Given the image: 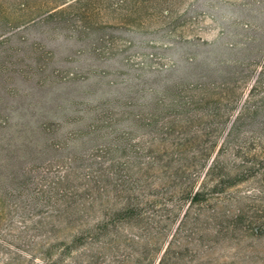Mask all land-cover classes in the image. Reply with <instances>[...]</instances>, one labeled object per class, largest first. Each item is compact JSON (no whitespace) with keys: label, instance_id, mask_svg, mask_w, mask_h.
Returning a JSON list of instances; mask_svg holds the SVG:
<instances>
[{"label":"rangeland","instance_id":"rangeland-1","mask_svg":"<svg viewBox=\"0 0 264 264\" xmlns=\"http://www.w3.org/2000/svg\"><path fill=\"white\" fill-rule=\"evenodd\" d=\"M3 134L54 142L34 163L75 189L41 228L9 206L15 246L264 264V0H0ZM96 162L112 177L84 188Z\"/></svg>","mask_w":264,"mask_h":264},{"label":"trees","instance_id":"trees-1","mask_svg":"<svg viewBox=\"0 0 264 264\" xmlns=\"http://www.w3.org/2000/svg\"><path fill=\"white\" fill-rule=\"evenodd\" d=\"M21 128L18 134L24 131V127ZM4 134L0 137V222L4 220L6 211L11 206L20 214L22 222L36 217L37 220L34 219L38 223L36 228L44 227L46 218L54 213H60L59 208L64 206L62 198H70L72 190H75L67 186L68 189L64 191L60 187L68 183V176L49 177L44 175L40 167L34 163L44 148H57V145L51 141L41 142L32 135L12 137ZM77 156L75 155V158ZM99 163L96 162L95 166L91 165L84 175L75 169L73 175L76 178H84V188L92 189L99 181V176L106 179L112 177V166L103 168L102 163ZM63 192L65 194H62ZM6 194L13 196L15 200L9 203L5 199ZM198 195L199 193L195 192L193 198L196 199ZM11 224L7 227V231L12 228L13 223ZM20 229H23V233L27 231L26 223ZM10 240L12 239L0 234V264H60L62 262L63 254L60 251L56 253L46 240L31 238L29 241L28 238L25 245L27 248L31 246L30 249L15 246ZM65 243L62 241L63 247L69 250L71 246Z\"/></svg>","mask_w":264,"mask_h":264}]
</instances>
